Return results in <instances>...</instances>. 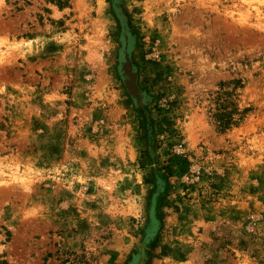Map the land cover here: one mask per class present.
Segmentation results:
<instances>
[{
  "label": "rangeland",
  "instance_id": "374dc122",
  "mask_svg": "<svg viewBox=\"0 0 264 264\" xmlns=\"http://www.w3.org/2000/svg\"><path fill=\"white\" fill-rule=\"evenodd\" d=\"M0 264H264V0H0Z\"/></svg>",
  "mask_w": 264,
  "mask_h": 264
},
{
  "label": "trees",
  "instance_id": "16d2710c",
  "mask_svg": "<svg viewBox=\"0 0 264 264\" xmlns=\"http://www.w3.org/2000/svg\"><path fill=\"white\" fill-rule=\"evenodd\" d=\"M224 114L223 113H217L216 114V117H217V122H218V126H220L221 128H224L225 127V121H224V118H223ZM230 122H228L227 124H229Z\"/></svg>",
  "mask_w": 264,
  "mask_h": 264
},
{
  "label": "water",
  "instance_id": "95a60500",
  "mask_svg": "<svg viewBox=\"0 0 264 264\" xmlns=\"http://www.w3.org/2000/svg\"><path fill=\"white\" fill-rule=\"evenodd\" d=\"M128 85L130 86L131 90H132V86H133V85L138 89V87L136 86V84H135V82H134L133 77H132V80L128 82ZM132 91H133V90H132ZM138 92H139V89H138ZM133 93H134V91H133ZM139 94H140V92H139ZM134 95H135V93H134ZM140 96H141V94H140ZM135 97H136V99H137L139 102H142V100H141L140 98H138L136 95H135ZM141 98H142V97H141Z\"/></svg>",
  "mask_w": 264,
  "mask_h": 264
}]
</instances>
